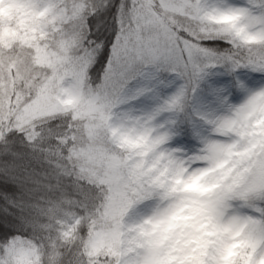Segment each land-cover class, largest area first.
<instances>
[{"label": "snow or ice", "instance_id": "1", "mask_svg": "<svg viewBox=\"0 0 264 264\" xmlns=\"http://www.w3.org/2000/svg\"><path fill=\"white\" fill-rule=\"evenodd\" d=\"M0 264H264V0H0Z\"/></svg>", "mask_w": 264, "mask_h": 264}]
</instances>
